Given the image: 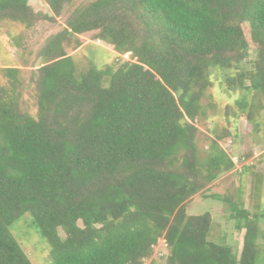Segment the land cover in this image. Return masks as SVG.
<instances>
[{"label":"trees","instance_id":"1","mask_svg":"<svg viewBox=\"0 0 264 264\" xmlns=\"http://www.w3.org/2000/svg\"><path fill=\"white\" fill-rule=\"evenodd\" d=\"M44 2L51 16L0 0V19L54 22L72 0ZM84 33L132 62L78 68L64 46ZM40 55L34 115L20 107V70H1L0 264H33L10 232L26 214L50 264H145L160 238L165 264H256L264 212L230 202L235 229L245 230L237 252L210 238L209 212L185 206L233 166L224 152L198 158L194 122L213 71L239 81L251 122L247 94L264 99V0H90Z\"/></svg>","mask_w":264,"mask_h":264},{"label":"rangeland","instance_id":"2","mask_svg":"<svg viewBox=\"0 0 264 264\" xmlns=\"http://www.w3.org/2000/svg\"><path fill=\"white\" fill-rule=\"evenodd\" d=\"M87 1L90 0H72L69 5L64 6L61 15L54 22L41 20L30 28L0 19V85L5 84L1 70L12 67L20 70L19 79L22 81L18 92L21 95L22 110L32 115L36 113L33 81L37 77L38 68L45 61L40 55L42 48L51 36L65 28V20L71 11ZM26 2L34 13L52 15L44 0ZM64 51L81 69L89 66L103 69L108 65L118 68L132 62L129 57H121L114 51L112 44L93 39L92 33L78 36L77 41H73L68 47L64 46ZM249 58L253 56L249 55ZM242 65L240 71H250L247 62ZM226 74L223 70L213 71L212 85L202 99V116L194 124L198 128L196 143L199 161L204 163L209 154L224 152L233 166L221 172L202 193L192 197L185 207L188 215L209 212L212 217L210 238L217 241L222 238L226 244L240 252L245 230L235 229L236 222L231 215L230 202L239 203V207L250 214L261 215L264 212V99L250 92L247 94L246 101L253 109L254 121L251 122L245 113H241L238 105L246 92L239 88V81L235 84L227 81ZM231 75L238 77L235 70L231 71ZM243 81L245 85L249 82L247 78ZM215 145L217 148H214ZM225 164H222V169ZM258 225L261 232L257 241L259 251L256 264H264V217L259 218ZM10 232L33 264H50V245L41 232L32 226L28 214L15 221L10 226ZM60 235L63 236L61 231ZM167 256L166 242L160 238L145 264L152 261L165 264Z\"/></svg>","mask_w":264,"mask_h":264},{"label":"built area","instance_id":"3","mask_svg":"<svg viewBox=\"0 0 264 264\" xmlns=\"http://www.w3.org/2000/svg\"><path fill=\"white\" fill-rule=\"evenodd\" d=\"M240 169V171H241V168H239Z\"/></svg>","mask_w":264,"mask_h":264}]
</instances>
